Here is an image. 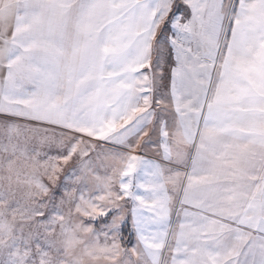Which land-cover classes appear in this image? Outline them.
Instances as JSON below:
<instances>
[{
	"label": "snow or ice",
	"instance_id": "1",
	"mask_svg": "<svg viewBox=\"0 0 264 264\" xmlns=\"http://www.w3.org/2000/svg\"><path fill=\"white\" fill-rule=\"evenodd\" d=\"M0 264H264V0H0Z\"/></svg>",
	"mask_w": 264,
	"mask_h": 264
}]
</instances>
